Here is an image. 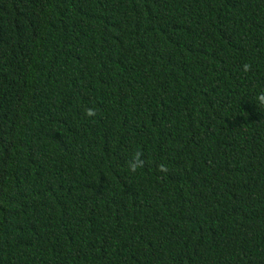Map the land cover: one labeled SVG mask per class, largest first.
I'll list each match as a JSON object with an SVG mask.
<instances>
[{"label":"trees","instance_id":"1","mask_svg":"<svg viewBox=\"0 0 264 264\" xmlns=\"http://www.w3.org/2000/svg\"><path fill=\"white\" fill-rule=\"evenodd\" d=\"M262 92L264 0H0V264H264Z\"/></svg>","mask_w":264,"mask_h":264},{"label":"clouds","instance_id":"2","mask_svg":"<svg viewBox=\"0 0 264 264\" xmlns=\"http://www.w3.org/2000/svg\"><path fill=\"white\" fill-rule=\"evenodd\" d=\"M256 101L258 102L255 104V107L264 108V92L257 95ZM85 115L88 117H95L97 115L96 109L93 107L86 108ZM142 156L143 153L140 151H136L133 154V158L128 161V169L130 172L135 173L139 168H142L144 166L145 161L144 159H142ZM159 170L162 172H166L168 169L167 166L162 163L159 165Z\"/></svg>","mask_w":264,"mask_h":264}]
</instances>
